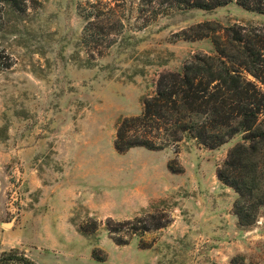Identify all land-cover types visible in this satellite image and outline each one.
<instances>
[{
    "label": "rangeland",
    "instance_id": "374dc122",
    "mask_svg": "<svg viewBox=\"0 0 264 264\" xmlns=\"http://www.w3.org/2000/svg\"><path fill=\"white\" fill-rule=\"evenodd\" d=\"M81 1L22 0L15 10L0 0V252L18 248L36 264H229L235 255L264 264V206L240 225L236 193L216 176L239 136L215 149L193 139L121 153L113 144L161 73L213 53L208 38L176 33L205 20L264 29V14L231 2L141 27L137 0H126L122 35L92 58L79 42ZM173 158L180 173L166 168ZM142 225L151 228L132 232Z\"/></svg>",
    "mask_w": 264,
    "mask_h": 264
},
{
    "label": "trees",
    "instance_id": "16d2710c",
    "mask_svg": "<svg viewBox=\"0 0 264 264\" xmlns=\"http://www.w3.org/2000/svg\"><path fill=\"white\" fill-rule=\"evenodd\" d=\"M1 1L23 10L22 0ZM231 2L264 14V0H137L134 18L145 27L171 11L212 10ZM77 8L84 20L79 42L90 57L102 55L123 33L129 19L126 0H84ZM176 36L186 41L208 38L213 53L193 54L179 70L161 73L153 93L142 97L141 114L119 120L114 148L119 153L132 147L160 150L193 139L215 149L239 136L216 176L236 193L233 213L238 223L249 226L264 206V29L205 20ZM167 168L172 173L182 171L176 158L169 160ZM148 228L142 225L132 232ZM79 232L89 235L82 227ZM0 264L36 263L13 247L0 252ZM229 264L255 262L235 255Z\"/></svg>",
    "mask_w": 264,
    "mask_h": 264
},
{
    "label": "crops",
    "instance_id": "0c3cea01",
    "mask_svg": "<svg viewBox=\"0 0 264 264\" xmlns=\"http://www.w3.org/2000/svg\"><path fill=\"white\" fill-rule=\"evenodd\" d=\"M88 139H89V138H88ZM89 140H90V139H89ZM92 141H94V140H92ZM82 142H84V143H85V142L88 143V144H84V145L82 146V147H84V148L90 146L89 144L91 143L90 141L85 140L84 138L82 139ZM143 148H144V147H143ZM145 149H146V148H145ZM81 150H83V149L80 148L79 151H78V150H77V151L80 152ZM77 151H74V152H77ZM82 159H83V158H82ZM83 160H84V159H83ZM166 168H167V165H166ZM65 171H66V169H65ZM67 171L70 172V173H72V174H70V175H74V174H73L74 171H81V170L78 169V170H74V171H73V170L67 169ZM72 171H73V172H72ZM84 171H85V172H89L90 170H89V168H85V169L83 170V172H84ZM80 173H81V172H80ZM65 190H66V189H65ZM67 191H69V188L67 189ZM67 191H66V192H67ZM66 192H65V193H66ZM144 192H145V191H144Z\"/></svg>",
    "mask_w": 264,
    "mask_h": 264
}]
</instances>
